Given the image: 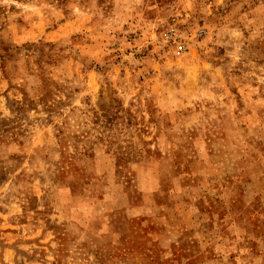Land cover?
I'll use <instances>...</instances> for the list:
<instances>
[{
  "label": "clouds",
  "instance_id": "obj_1",
  "mask_svg": "<svg viewBox=\"0 0 264 264\" xmlns=\"http://www.w3.org/2000/svg\"><path fill=\"white\" fill-rule=\"evenodd\" d=\"M0 264H264V0H0Z\"/></svg>",
  "mask_w": 264,
  "mask_h": 264
}]
</instances>
